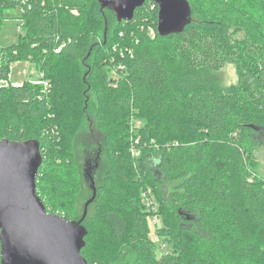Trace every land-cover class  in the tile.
I'll list each match as a JSON object with an SVG mask.
<instances>
[{
	"label": "trees",
	"instance_id": "obj_1",
	"mask_svg": "<svg viewBox=\"0 0 264 264\" xmlns=\"http://www.w3.org/2000/svg\"><path fill=\"white\" fill-rule=\"evenodd\" d=\"M188 1L191 24L163 37L153 1L138 8L132 21L118 22L113 11L101 10L99 0H0V28L9 11L19 10L21 21L19 42L0 47V81L10 79L18 60L38 66L41 74L40 84L0 88V141L40 142L36 186L48 212L56 214L57 202L74 198L79 179L91 191L86 203L92 190L85 161L77 175L63 145L70 147L84 134L86 140L88 131L77 120L86 115L79 107L81 77L91 87L95 75L101 88L92 133L102 136L113 168L98 185L104 150L93 151L99 162L97 197L88 211L102 207L118 263L264 264V176L255 140L264 130V0H253L249 12L235 0ZM106 19L110 33L125 31L124 38L117 31V40L109 38L114 49H106L109 39L105 46L99 42ZM229 31L243 33L245 42L243 56H237L239 83L223 87L222 69L236 57ZM127 47L131 51L123 52ZM89 52L95 59L85 62V77L81 64ZM116 70L117 79L111 76ZM138 117L145 124L130 141V120ZM123 135L128 139L122 143ZM131 143L140 157L131 154ZM148 187L157 189L160 209L168 211L166 225L156 230L169 248L163 255L142 202L141 191ZM64 216L78 221L83 212L80 218ZM88 221L87 215L86 247ZM86 247L82 255L91 264Z\"/></svg>",
	"mask_w": 264,
	"mask_h": 264
},
{
	"label": "water",
	"instance_id": "obj_2",
	"mask_svg": "<svg viewBox=\"0 0 264 264\" xmlns=\"http://www.w3.org/2000/svg\"><path fill=\"white\" fill-rule=\"evenodd\" d=\"M146 1L159 6L160 36L183 32L192 22L188 0H99L118 22H130ZM43 162L38 140L0 141V264H89L83 257L88 235L83 221L97 197V160L88 156L84 176L92 190L80 220L48 212L37 194V176Z\"/></svg>",
	"mask_w": 264,
	"mask_h": 264
},
{
	"label": "rangeland",
	"instance_id": "obj_3",
	"mask_svg": "<svg viewBox=\"0 0 264 264\" xmlns=\"http://www.w3.org/2000/svg\"><path fill=\"white\" fill-rule=\"evenodd\" d=\"M236 3L239 4V6L242 9H245L247 12L252 11L253 7V0H235ZM20 17V12L19 10L16 11H9L6 13V15L3 16L4 22L1 23V28H0V47H8L11 45H14L19 42V34L21 31L19 30V25L21 24V21L18 19ZM107 19L105 20V30L102 32L100 30L99 36L100 40L99 41L101 44L104 46L108 43V39L111 37H114L115 35H119V38H124L125 37V31L120 30V29H115L110 33L111 28L109 25H107ZM119 30V31H118ZM117 31V32H116ZM104 38V39H103ZM110 38V39H111ZM109 39V43L106 46L108 49L111 47L112 49L116 48L117 44L112 43ZM229 39L231 42L232 47L236 51V57L228 62L222 69V86L223 87H231V86H237L239 83V65L242 62L241 58L243 55L241 54L242 48L245 42V35L243 33H233V31H229ZM117 40V37H116ZM102 46V45H100ZM98 48H94V53H96ZM123 52H130L131 48H122ZM122 51L119 52L123 53ZM94 53L90 56V52L86 54L84 59L82 60V76L84 75L85 77L87 76V70L88 67L86 65H91L93 64V61L95 59ZM241 54V56H240ZM240 56V57H237ZM88 61V63L85 65V62ZM39 67L32 64L31 62H22L18 60L11 66V72H10V79L7 80L8 85L17 84H23L24 81H31V83H36L40 84V77L41 74L39 73ZM119 72L113 71L111 72L112 77H119L118 76ZM82 89H83V101L81 99V104L79 107L82 105L86 108V115L80 114L78 115L77 120L80 122L81 127H85V129L88 131V134L90 133L93 135V138L90 139V137H86L85 139V134H84V139L81 137H78L74 139L73 145L70 144V147H67L66 145H63V147H66L68 155L74 160L75 163V171L80 174H82V164L84 163L86 156L91 155V158L95 159L96 154L93 152L95 149L102 147L104 150L103 153V162H102V167L100 169L99 175H98V185H101L106 182L107 180V173L109 174L112 171L113 168V159L110 156V154L107 152L104 146V140L102 136H98V134L92 133V130H96L98 128L97 122H96V111L97 107L99 105L98 98H97V92H99V88H101V85L98 83L96 84V78L95 75L91 76V87L88 85L89 83L87 82L85 85L83 83L82 77ZM110 86V85H109ZM5 87V86H4ZM7 87V85H6ZM90 90L88 94H86L87 90ZM88 96V98H87ZM85 99L87 100L85 102ZM54 112L56 113V110L54 109ZM138 113V112H136ZM136 118V117H135ZM140 119V120H139ZM145 119L138 117L137 119H132L130 120V127L129 131L131 134V137H129L130 141H132L133 136L138 137V133L140 132V128L144 126L145 124ZM83 132V131H82ZM69 135V132L68 134ZM68 137V136H67ZM124 138L128 139L127 136L123 135L122 143ZM69 139V137H68ZM84 140V141H83ZM256 143L258 144V149L256 151V158L258 162V171L259 173L264 176V130L260 132L259 135L255 136ZM137 141V140H136ZM87 151V152H86ZM90 151V152H88ZM130 151L133 156L140 157L141 152L136 150L133 146L132 143L130 145ZM89 153L85 154L84 153ZM82 178V177H81ZM79 179V178H78ZM75 189V195L74 198L70 200H63L62 202L60 201L57 202L56 206V214L59 215H66V216H71V217H81L82 212H84V203L85 201L90 197L91 191L84 186L83 180H76V183L74 185ZM141 196H142V202L143 205L146 208L147 213L150 215V223H151V237L152 239L156 242L158 246V253L159 255H163L169 251V248L164 246L161 241L156 238V230L159 228L164 227L165 224V218L168 217V211H164L165 209L162 207L160 209V202L163 203L161 197L159 196V193L157 189L150 188L148 187L147 189H143L141 191ZM99 202V201H97ZM102 208V207H100ZM97 207L91 208L87 215L89 216V221L86 223L89 230H90V237H89V245L86 247V253L88 256H91L93 258L91 264H99L98 260L102 262H106L105 264H119L118 263V256H117V249L115 246L110 242V240L107 238V231L104 229V223L102 220V213L101 209Z\"/></svg>",
	"mask_w": 264,
	"mask_h": 264
},
{
	"label": "built area",
	"instance_id": "obj_4",
	"mask_svg": "<svg viewBox=\"0 0 264 264\" xmlns=\"http://www.w3.org/2000/svg\"><path fill=\"white\" fill-rule=\"evenodd\" d=\"M154 33H155V32L152 30V31H151V35L154 36ZM6 85L8 86L7 80H1V81H0V88H1V87H4V86H6ZM12 85H13L14 87L19 86V85L14 84V83H13ZM20 85H22V84H20Z\"/></svg>",
	"mask_w": 264,
	"mask_h": 264
}]
</instances>
